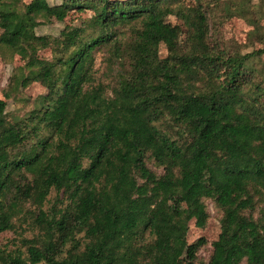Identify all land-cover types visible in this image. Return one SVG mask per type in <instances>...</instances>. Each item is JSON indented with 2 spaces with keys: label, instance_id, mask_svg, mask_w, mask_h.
<instances>
[{
  "label": "trees",
  "instance_id": "trees-1",
  "mask_svg": "<svg viewBox=\"0 0 264 264\" xmlns=\"http://www.w3.org/2000/svg\"><path fill=\"white\" fill-rule=\"evenodd\" d=\"M263 21L264 0H0V56L24 61L0 100V235L17 244L0 264H180L212 219L199 264H264Z\"/></svg>",
  "mask_w": 264,
  "mask_h": 264
},
{
  "label": "rangeland",
  "instance_id": "rangeland-1",
  "mask_svg": "<svg viewBox=\"0 0 264 264\" xmlns=\"http://www.w3.org/2000/svg\"><path fill=\"white\" fill-rule=\"evenodd\" d=\"M88 14L83 12H71L66 15V24L72 28L75 31L82 30L84 26V20L87 18ZM171 24L178 25L175 21H170ZM264 24V21L262 22ZM64 25L60 23H54L49 25H42L37 29V33L39 35H52V36H58L61 30L63 29ZM224 37L227 39H234L237 41H240L241 43H244L246 40L247 33L251 30V27L247 25V23L243 20L238 19H232V20H226L224 21ZM1 32V30H0ZM258 46V45H256ZM259 47V46H258ZM103 51L100 50L96 52L97 57V65H96V71H97V78L103 79V75L105 73V65H102L103 60ZM166 55V48L164 46L161 47V56L164 57ZM41 58H49L50 52H41L39 54ZM24 63V61L20 57H16L14 62L11 61H4L2 60L0 56V100H4V97L2 95V90L5 89L9 84V79L12 75V72L15 68L21 66ZM25 94L27 96L35 97L38 95H45L47 94V90L43 87H41L39 84H33L29 88L25 89ZM25 109L24 103L16 104L15 102L11 101L9 103L8 111L10 112H18L23 111ZM171 206L175 209H180L183 205L182 201L179 199L172 198ZM209 210L211 213H215V210L212 206V204L208 203ZM190 229L188 233V248L184 254V256L180 260V264H199L197 261V246L196 241L199 238H206L207 240H215L219 233H220V225L215 220L212 219L205 229H198L195 226V222L190 223ZM29 236V235H27ZM16 238V235L14 233H5L3 235H0V245L10 244V246H17L13 243V239ZM210 254V249H204L202 250L199 255L201 258L207 259Z\"/></svg>",
  "mask_w": 264,
  "mask_h": 264
}]
</instances>
